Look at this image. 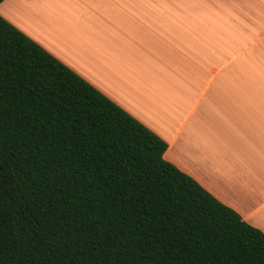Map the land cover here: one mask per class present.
I'll list each match as a JSON object with an SVG mask.
<instances>
[{
    "label": "trees",
    "instance_id": "obj_1",
    "mask_svg": "<svg viewBox=\"0 0 264 264\" xmlns=\"http://www.w3.org/2000/svg\"><path fill=\"white\" fill-rule=\"evenodd\" d=\"M166 147L0 16V264H264Z\"/></svg>",
    "mask_w": 264,
    "mask_h": 264
},
{
    "label": "crops",
    "instance_id": "obj_2",
    "mask_svg": "<svg viewBox=\"0 0 264 264\" xmlns=\"http://www.w3.org/2000/svg\"><path fill=\"white\" fill-rule=\"evenodd\" d=\"M68 4L3 0L0 16L164 140L166 161L264 233V0Z\"/></svg>",
    "mask_w": 264,
    "mask_h": 264
},
{
    "label": "rangeland",
    "instance_id": "obj_3",
    "mask_svg": "<svg viewBox=\"0 0 264 264\" xmlns=\"http://www.w3.org/2000/svg\"><path fill=\"white\" fill-rule=\"evenodd\" d=\"M57 1V4H58V6L61 8V9H65V8H68L69 7V4H68V1L69 0H56ZM75 4H76V2H75ZM74 4V5H75Z\"/></svg>",
    "mask_w": 264,
    "mask_h": 264
}]
</instances>
